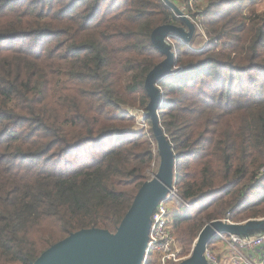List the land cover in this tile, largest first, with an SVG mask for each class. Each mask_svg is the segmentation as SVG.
<instances>
[{"label": "trees", "instance_id": "1", "mask_svg": "<svg viewBox=\"0 0 264 264\" xmlns=\"http://www.w3.org/2000/svg\"><path fill=\"white\" fill-rule=\"evenodd\" d=\"M207 1L208 43L177 40L159 81L173 180L201 208L173 216L187 255L208 222L264 217V0ZM167 24L185 26L163 0H0V264L116 232L159 161L152 128L132 130Z\"/></svg>", "mask_w": 264, "mask_h": 264}, {"label": "water", "instance_id": "2", "mask_svg": "<svg viewBox=\"0 0 264 264\" xmlns=\"http://www.w3.org/2000/svg\"><path fill=\"white\" fill-rule=\"evenodd\" d=\"M168 5L174 7L172 3ZM167 27L169 29L172 26ZM160 29L163 30V28H156L153 31V38ZM177 33L180 38L189 40L186 33L180 31ZM189 34L191 35L192 32ZM153 42L157 46L155 39ZM157 47L166 53L159 46ZM167 53L171 57V53ZM168 70L169 65L160 71L151 72L148 76L150 81L146 82L151 101L145 116L152 119L161 156L159 167L153 178L147 181L140 190L116 233L112 234L106 229L96 227L81 229L51 245L31 264H142L148 242L151 216L159 201L172 188L174 181L175 154L161 128L157 115L159 96L155 94L152 87L153 82L157 78H162L164 74L168 73ZM238 226L220 220L209 222L200 232L193 252L179 264H209L204 255L205 247L216 231L252 234L254 230V226L237 230ZM259 229L264 230V223L260 225Z\"/></svg>", "mask_w": 264, "mask_h": 264}, {"label": "rangeland", "instance_id": "3", "mask_svg": "<svg viewBox=\"0 0 264 264\" xmlns=\"http://www.w3.org/2000/svg\"><path fill=\"white\" fill-rule=\"evenodd\" d=\"M163 1L165 3L167 2L168 4L172 3V5L174 6V7H171L172 10L175 12L176 16H178L183 21L185 26L176 25V24L161 25L158 28H163V30L160 29L158 31V33L155 35V37L154 38L152 37V40L155 39L157 46H159L163 51L166 52V53H164L165 59L155 69V71H158V70L160 71L162 69H165L166 66L169 65L168 73L164 74L162 76V78L166 77L172 73H176L175 71L178 70V68H179L178 66L175 65V60L177 59V53H178L176 50V45H175V42L177 40H181V41L183 40L187 45H189L195 49H201L204 47L205 44L208 43V36L205 33V31L203 30L204 27H202L199 23H197V19H199V21H200L203 18V17H200L198 15V14H200L198 12H201L205 8V6L208 2L207 0H163ZM263 10H264V1L258 5V11H263ZM167 26H170V27L172 26V27L168 29ZM177 31H180L182 33H186L187 36H189V40H184L183 38H180ZM191 32H192V34L190 35L189 33H191ZM167 52L171 53V57L168 55ZM169 61L171 62L170 64L168 63ZM149 81L150 80L148 78L146 82H149ZM159 81H160V79L157 78V80L153 82L152 87H153L155 94L159 96V106H160V104L163 101V98H162L163 97V88L160 85ZM128 110L131 112L134 111L131 108H129ZM158 111H159V107L157 109V115H158ZM146 113L147 112L145 110L135 111V114L137 115V124L133 127L132 131L137 132V133L138 132H146L148 134L150 129L152 128L153 133H151V134L154 135V137H155V133H154V129H153V123L151 125L149 124V120L145 116ZM151 121H152V119H151ZM155 139H156V137H155ZM154 145L155 146L157 145V151H158L157 140H156V143H154ZM160 158H161V156L159 153V161H158V163L155 162L153 164L147 181L151 180L153 175L157 172L158 167H159V163H160ZM173 206H174L173 210L178 208L177 211H173L174 213L175 212L177 213L180 210H182L181 207L183 205H179V204H176L173 202ZM192 206L193 207L191 209H189V212L192 216H196L199 213V211H201L200 210L201 209L200 204H199V202H195V200H194ZM228 218H229V216L227 214L226 217L224 219H221L220 221H224V223H229L227 221ZM229 219H230L231 223L239 225L238 226L239 229H237V230L244 229V228L249 227V226H254V230L252 232V235L257 234L258 231L260 230L259 229L260 225L264 223V217L243 219L241 221L240 220L239 221L231 220V217ZM217 221H219V220H217ZM237 230H235V231H237ZM175 234H176V237L178 240V249L180 252V257H183V258L179 262L172 263V264H179V263L183 262L184 260H186L190 256V254L193 252V249H192L190 254H188V255L185 254L183 251L182 243H181V237L179 234L176 233V231H175ZM217 243H220L219 248L211 246V249L214 250V252L217 254L218 258H221L223 261H228V263L230 264L231 253L229 252V250L227 249L225 244L220 241V239L216 242V244ZM226 255L228 256L227 260L224 259ZM148 264H159V263H158V260L156 259L154 262H149Z\"/></svg>", "mask_w": 264, "mask_h": 264}, {"label": "built area", "instance_id": "4", "mask_svg": "<svg viewBox=\"0 0 264 264\" xmlns=\"http://www.w3.org/2000/svg\"><path fill=\"white\" fill-rule=\"evenodd\" d=\"M171 202L184 205L188 209L193 207V201L184 200L173 181L172 188L159 201L151 216L143 264H148L152 259H157L159 264H172L183 258L180 257L177 238L173 232V211L169 208ZM228 216H230L229 213ZM227 221L231 223L229 218ZM216 237L225 244L231 253L230 264H264V230L258 231L255 235L216 231L206 244L204 255L209 264H229L228 261L218 258L214 250L211 249V245L215 246L218 241L212 242ZM227 258L226 255L224 259L227 260Z\"/></svg>", "mask_w": 264, "mask_h": 264}, {"label": "crops", "instance_id": "5", "mask_svg": "<svg viewBox=\"0 0 264 264\" xmlns=\"http://www.w3.org/2000/svg\"><path fill=\"white\" fill-rule=\"evenodd\" d=\"M174 206H173V203H169V208L172 210V211H177L178 210V208L177 209H175V210H173L174 208H173ZM174 214H176V212L174 213V212H172V225H173V216H174ZM173 232H174V230H173ZM112 234H114V233H116V232H111ZM175 233V232H174ZM175 236H176V234H175ZM177 238V237H176ZM177 242H178V240H177ZM219 244L220 243H217L214 247H218L219 248ZM194 249V248H193ZM145 254V253H144ZM145 256V255H144ZM143 259H144V257H143ZM156 259H152V260H150L149 262H154ZM142 264H143V260H142Z\"/></svg>", "mask_w": 264, "mask_h": 264}, {"label": "bare ground", "instance_id": "6", "mask_svg": "<svg viewBox=\"0 0 264 264\" xmlns=\"http://www.w3.org/2000/svg\"><path fill=\"white\" fill-rule=\"evenodd\" d=\"M160 33H161V32H160ZM160 33H159V34H160ZM152 178H153V177H152Z\"/></svg>", "mask_w": 264, "mask_h": 264}]
</instances>
